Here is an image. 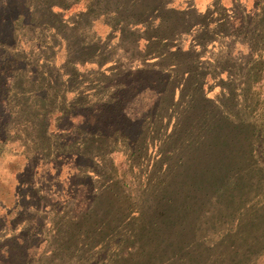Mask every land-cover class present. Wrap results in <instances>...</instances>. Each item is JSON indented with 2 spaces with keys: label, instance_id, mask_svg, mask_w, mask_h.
Wrapping results in <instances>:
<instances>
[{
  "label": "trees",
  "instance_id": "1",
  "mask_svg": "<svg viewBox=\"0 0 264 264\" xmlns=\"http://www.w3.org/2000/svg\"><path fill=\"white\" fill-rule=\"evenodd\" d=\"M74 7L77 11L66 18ZM246 19L250 24L245 27ZM97 21L109 29L107 36L100 38L102 47L122 54L100 57L99 36L92 29ZM85 33H90V38L72 43ZM21 41L31 42L32 51L25 56L18 50ZM256 44L262 47L256 48ZM238 48L247 49V54L236 52ZM60 49L65 59L56 67L55 55ZM121 55L127 57V63L145 58L144 63L118 69ZM262 60L264 0H256L250 11L238 4L225 9L219 0L204 11L174 7L170 0H0V108L14 112L16 120L20 119L17 127L24 133L34 127L39 136L33 139L35 145L39 139L47 142L51 138L48 114L57 111L65 115L58 106L49 109V104L51 99L64 102V84L77 78L76 65L108 63V77H114L111 83L120 75L129 79L109 87L104 95L105 117L101 119L105 126L94 128L86 123V142L103 141L104 148L121 142L138 156H146L149 148H155L151 170L142 172L148 175L156 167L161 176L154 178L150 195L144 192L138 209L134 204L122 211L93 206L85 211L83 227L77 229L80 239H91L85 245L90 250L103 229L113 228L123 217L134 224L132 240L139 241L145 230L152 237L139 243L133 251L135 257L128 250L123 252L128 264L183 262L181 253H174L172 241L163 235L171 236L170 229H176L179 233L175 235L184 236L185 227L194 224L187 217L212 200L223 203L230 219H236V227L247 230L239 243L244 249L235 250L238 262H254L259 256L254 244L264 246V196L246 208L247 191L243 187L251 182V162L264 173L258 153L264 152V143L259 141L264 121L253 120L244 95L255 91ZM98 74L107 82V75ZM25 80L33 87L18 85ZM135 83L157 96L147 107V121L125 112L126 101L121 97ZM73 91L77 93L76 88ZM213 92L215 98L210 97ZM31 98L40 100V105H32ZM247 117L252 122H247ZM157 128L160 136L154 132ZM93 156L79 153L87 163L74 161L82 170V178H90ZM133 210L136 215H132ZM197 261L193 264H203ZM221 262L225 264L224 258Z\"/></svg>",
  "mask_w": 264,
  "mask_h": 264
},
{
  "label": "rangeland",
  "instance_id": "2",
  "mask_svg": "<svg viewBox=\"0 0 264 264\" xmlns=\"http://www.w3.org/2000/svg\"><path fill=\"white\" fill-rule=\"evenodd\" d=\"M77 9L74 7L67 12L66 18L72 16ZM243 22L244 26L250 24L247 19ZM92 29L95 35L99 36L100 43L97 46L102 49L100 57L110 58L114 54H122L117 51L109 52L110 49L102 47L103 41L100 38L107 36L109 32L107 26L97 21ZM90 36V33H85L76 37L72 43L76 45L78 41ZM115 42L114 39L111 45ZM30 43L21 41L18 45V50L23 51L24 56L32 51ZM260 45L256 44L255 47H262ZM124 47L127 48L129 45ZM57 51L59 52L55 55L54 63L59 67L65 59V53L63 49ZM236 52L244 54L247 49L238 48ZM144 59L127 63V57L121 55L117 63L118 69L141 67ZM261 63H264V60ZM75 67L77 78L69 84H64L67 89L64 102L59 104L58 101L51 99L49 104V109L58 106L65 115L57 111L48 114L50 119L48 132L51 138L47 142L39 139V144L35 145L33 139L39 136L34 132V127L25 129L24 133L17 127L16 122H20V119L16 120L14 112L9 108H0V141L8 147L4 151L3 159L0 160V180L6 184L12 172H16L19 179L15 190V206L10 210L6 209L5 216L0 219V264H128V258L123 252L128 250L130 256L135 257L134 253L139 243L152 237L144 230L140 233L139 241L136 238L132 240L130 237L135 227L125 217L114 223L113 228L103 229L99 234L100 240L94 242L91 250L85 246L91 239H80L81 234H77V229L84 225L85 211L90 207L95 208L98 205L122 211L134 204V209H138L144 194L154 188L153 183L156 182L154 178L161 175L156 171V167L148 175L142 172L144 169L147 172L151 170L156 156L155 148H149L146 156H138L121 142L110 145L109 148L102 146L103 141H99L98 144L86 142L88 138L85 135L86 123H90L94 128L105 126V123L101 124V119L105 117L104 95H107L109 87L128 82L129 79L120 75L111 83L114 77H108L111 68L108 63L98 66L91 62ZM98 71L103 72L104 76L107 75V82L100 77ZM63 79H66L65 76ZM256 79L258 83L255 91L252 95H244V98L245 105L249 106V112L252 113L251 117L260 123L264 121V65L262 71L257 73ZM18 85L33 87L26 80ZM52 88L55 89V85ZM75 88L77 93L73 91ZM125 91L121 98L126 101L127 116L147 121L149 115L147 107L156 100V94L144 90V86L142 88V85L138 86L137 83L130 85ZM53 93L55 92H51ZM215 95L216 92H213L210 97L215 98ZM29 101L32 105H40V100L33 101L31 98ZM246 120L252 122V118L247 117ZM154 127L156 128L155 125ZM154 132L158 136L162 133L158 128ZM259 141L264 143V133L260 135ZM37 152H41L42 155L37 156L39 155ZM83 152L94 155L91 157L93 168L90 172H93L90 178H82L80 174L82 170L74 164V161L87 163L88 160L78 157L79 153ZM258 153L259 161L264 163V152ZM250 168V185L245 189L243 187L244 192L247 191L244 204L246 208L252 206L260 195L264 196V173L257 169L258 167L255 168L252 162ZM0 188L9 194L8 186ZM97 191L100 193L98 199ZM196 213L187 217V220L194 224L192 227H185L184 236L175 235L174 233L178 232L176 229H170L171 236L163 235L172 241L174 253H181L183 262L177 261L176 264H193L197 260L203 264H224L221 262L222 258L225 264L246 262L264 264V246L260 242L254 244L255 251L260 253L254 262L250 260L244 262L242 259L240 263L238 262L239 255L235 254V250L244 249L239 243L246 238L247 230L236 227V219H230V212L228 213L223 203L213 200L210 204L205 202ZM136 214V210H133L132 215ZM107 225L112 227L110 222H107ZM102 246L106 248L98 249ZM134 261L135 259L132 263Z\"/></svg>",
  "mask_w": 264,
  "mask_h": 264
},
{
  "label": "crops",
  "instance_id": "3",
  "mask_svg": "<svg viewBox=\"0 0 264 264\" xmlns=\"http://www.w3.org/2000/svg\"><path fill=\"white\" fill-rule=\"evenodd\" d=\"M170 2L174 7L183 8L185 6H189L195 8L198 11H204L212 6L214 0H170ZM255 2L256 0H219V4L221 5V7L225 9H233V6L238 4L241 5L242 8H245L246 11H250ZM211 27H213V25H211ZM6 148H8L7 145L2 141H0V160L3 159L2 157L4 156V151ZM12 173L13 174H11L10 180H8L6 184L1 183L0 180V186L2 187L8 186V191H9V194H7L5 193L4 190L0 188V219H2L5 216L4 212L6 209L10 210L15 206V196H16L15 190L19 179L16 172H12ZM34 178L32 179L33 181Z\"/></svg>",
  "mask_w": 264,
  "mask_h": 264
}]
</instances>
